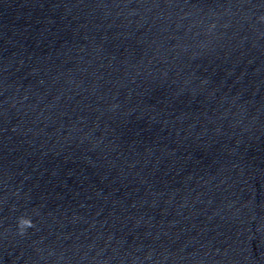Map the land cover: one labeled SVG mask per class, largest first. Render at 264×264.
Returning a JSON list of instances; mask_svg holds the SVG:
<instances>
[{"label": "water", "instance_id": "obj_1", "mask_svg": "<svg viewBox=\"0 0 264 264\" xmlns=\"http://www.w3.org/2000/svg\"><path fill=\"white\" fill-rule=\"evenodd\" d=\"M0 264H264V0H0Z\"/></svg>", "mask_w": 264, "mask_h": 264}]
</instances>
